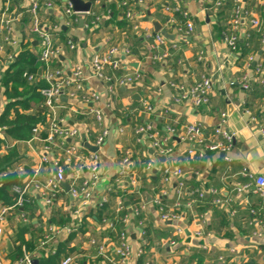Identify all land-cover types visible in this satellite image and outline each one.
I'll return each instance as SVG.
<instances>
[{
    "label": "crops",
    "instance_id": "obj_1",
    "mask_svg": "<svg viewBox=\"0 0 264 264\" xmlns=\"http://www.w3.org/2000/svg\"><path fill=\"white\" fill-rule=\"evenodd\" d=\"M50 1L54 8H42L40 16L51 30L57 27L56 43L60 28L68 30V36L74 37L75 43L81 45L77 51L67 49L64 59H60L62 67L67 68V73L81 67L83 73L89 76L92 54L104 53L114 46L128 48L132 54L136 51L128 61L139 63L138 69L143 72L141 81L131 87L119 89L115 110L107 108L105 103L99 105L108 118L111 134L102 149V179L97 189L98 194L106 193L114 185L121 162L129 154L132 160L130 173L136 176L139 184L128 194L136 192L140 201L144 198L148 203L143 213L145 227L139 228L140 231L145 230L146 235L143 238L139 236L137 220L133 222L131 229L135 254L140 246L144 250L141 258L133 257L132 264H264V237L257 238L254 235L259 229L257 220L264 218V200L256 192L255 181L243 175L244 170H248L255 176L264 177V136L260 132L264 130V0H243L239 5L241 21L236 28L233 25L238 6L235 0L230 14L223 10L217 13L228 0H224L220 6H216L220 0H142L133 9L134 20L130 22V27L123 28L118 23L123 20L124 16L121 14L117 22L109 24L106 20L103 27L94 33L86 32L80 22L78 29L67 27L63 11L70 3L67 0ZM26 2L27 0H9L2 7L9 8V16L14 21L15 34L21 46L31 42L34 47L29 48L30 52L38 53L40 45L35 40L31 41L21 26V23H27V17L30 18L26 12ZM111 4L118 8L120 6L119 0H100L93 11L102 5L103 15L109 13L112 16ZM162 4L188 12L195 26L194 32L184 38L179 36L175 31L176 25L170 23L173 19L178 20L177 14L164 11ZM148 12L162 24L164 31L175 36L174 41L169 40L163 48H149L152 44L150 37L155 34L152 25L145 22ZM13 13L15 16L12 19ZM85 19L88 21L89 18ZM254 19L262 23L261 31L251 25ZM215 28H223L226 33L221 34ZM227 35H235L241 42H250L251 53L241 57L242 54L232 51L225 42ZM166 49L170 52L169 57L163 61L153 59L166 52ZM8 52H11L10 48L4 53L0 52V58H4ZM133 71L135 69L128 67L124 73ZM243 76L249 78L250 89L247 91L241 86ZM203 78H211L214 84L209 104L194 108L187 102H175L177 93L170 87L171 82L191 87ZM86 86L98 92L104 90L103 84L96 79L87 81ZM135 95L141 101H134ZM145 104L150 111L144 108ZM32 114H36L35 110ZM223 114L227 115L225 129L236 134L232 149L226 155L218 152H206L203 158L189 155V146L178 138L182 128L189 123L198 122L212 133L221 124ZM73 118L79 120L81 117ZM140 125L152 126L167 140V145L173 148L174 153L166 157L165 162L158 160L160 155L151 148L144 136L136 134L135 130ZM169 128L175 130L174 136L168 134ZM120 129L124 132L119 133ZM28 141L30 139L25 143H12L9 146L0 140V152L7 154L6 148H16L19 156L26 160V165L32 168L39 164L41 153L40 147L30 146ZM226 158H230V162ZM148 164L153 165L151 173L145 171ZM170 167L182 168L186 174V191L182 195L177 191L178 180L164 182V171ZM53 174L52 167L44 165L40 179L45 182ZM242 184H249L251 189L237 196L235 189ZM192 190L195 191V200L188 198ZM212 191H216V194ZM64 193L65 196L60 198L56 207L63 212L69 209L72 202L66 188ZM201 193L206 197L205 202L204 197L199 198ZM157 195L165 197L164 205L168 210L179 214L180 221L173 224L162 222L158 208L152 202ZM119 199L115 201L114 218ZM216 199H220L222 204H214ZM36 200L40 211L41 199L36 196ZM122 201L124 205L125 202H130L125 198ZM199 203L206 209L204 215L199 214L196 208ZM252 211L256 214L253 215ZM52 213L53 210L50 216ZM199 216L206 219L204 226L199 225ZM87 224L92 231L77 235L72 247L79 248L80 251L75 254L79 255L84 264H103L101 259H96V251L88 242L91 238L100 242L106 240L113 250L117 245V230L102 228L103 224L95 221ZM176 226L183 227L185 235L176 236ZM12 232L9 224L3 244L5 252L7 239L11 240L15 251ZM186 232L191 234L189 242ZM196 232H202V237H195ZM29 237L28 235L27 238ZM64 239L66 238H60ZM172 240L177 242L175 247L170 245ZM13 253L6 252V264L15 263L9 258ZM36 259L39 263L38 257Z\"/></svg>",
    "mask_w": 264,
    "mask_h": 264
},
{
    "label": "built area",
    "instance_id": "obj_2",
    "mask_svg": "<svg viewBox=\"0 0 264 264\" xmlns=\"http://www.w3.org/2000/svg\"><path fill=\"white\" fill-rule=\"evenodd\" d=\"M84 1L87 2L89 0ZM242 1L235 0L238 5L233 20L235 28L241 21L239 5ZM142 2V0H138V4ZM223 2L224 0H220L216 6L222 5ZM3 3L8 4L9 0H0V52L4 53L7 48H10L11 52L6 53L4 58H0V117L8 103L2 87V77L4 75L2 73L16 61L21 52V42L16 37L14 21L10 19L9 8L2 7ZM99 4L100 0H92L91 9L87 13H77L69 4L63 11L65 25L70 29H75L76 24L83 19V29L86 32H97L103 27L107 19L103 14L98 15L93 11L94 7ZM120 6L128 8L125 18L129 22H133L134 12L129 2L124 1ZM25 8L30 15L31 21L28 24L21 23V26L23 31L30 36L31 41L35 40L40 45L38 62L43 66L41 78L47 84V87L39 90L43 98V102L38 109L42 120L33 128L32 136L30 141H28V145L40 147L41 159L38 165L30 168V173L24 165H17L14 168V171L22 179L11 186V191L17 197L15 205L12 207H0V264H6V252L3 244L9 225L8 216L16 209L23 210L27 202L26 197L29 194L34 198L37 196L41 199L40 213H42L46 231L41 246L60 240L61 237L67 238L71 234L80 235V227L84 223L93 221V218L90 217V212L108 202V194L105 192L98 194L97 191L102 179V149L111 134L108 118L99 105L105 103L107 108L116 109L119 89L131 87L141 81L143 77V72L139 69L132 73H124V70L128 68L125 60L132 58L133 54L128 48L115 46L104 53L97 52L92 54L90 59L91 74L89 76L83 73L81 67L74 68L70 74L67 73V68L65 67L54 68L53 62L60 61L61 57L65 56L67 49L77 51L81 48V45L76 44L72 40L67 43L66 48L58 46L56 43L55 30H57V27L51 30L40 16L42 8H54L52 1L27 0ZM162 9L166 12L179 14L182 17V21L177 19L170 21L171 24L174 23L176 25L175 31L179 36L184 38L194 32L195 26L188 12L179 7L172 8L170 5H162ZM85 18H89V21L87 22ZM251 25L258 31L262 30V23L258 19L252 20ZM150 39L152 41L149 47L151 50L163 48L169 43V40L161 34L154 35ZM262 39L264 40V32H262ZM225 42L232 51H236L238 38L235 35L226 36ZM166 50V52L155 56L153 59L155 61H163L169 57L170 52L168 49ZM24 78L29 83L38 80L35 74L29 72L24 73ZM91 79L101 82L104 90L98 92L88 88L86 82ZM249 83L248 76H243L241 86L244 90L250 89ZM170 87L177 93L176 103L187 102L194 108H199L209 104L214 84L211 78H203L191 87L172 82ZM64 98L66 102L63 101ZM144 108L150 111L148 105L145 104ZM35 112L37 113L36 110ZM73 116H80L81 118L78 120L73 118ZM226 117V114L221 116V124L212 133H209L207 128L198 122H192L184 126L178 138L189 146L187 153L189 155H198L200 158H203L206 152H218L226 155L232 149L236 138L235 133L225 129ZM253 121H255L254 118ZM5 131L6 128L0 126V140L3 142L7 141ZM123 132V129L119 130V133ZM135 132L141 137L144 136L145 140L151 144V148L158 155L168 157L174 153L173 148L167 145V140L152 126L140 125ZM260 132L264 136V130H260ZM174 133V129H168L170 136H174ZM25 142L23 141L22 143ZM85 143L98 148V151H90L85 147ZM226 160L230 162V158H226ZM44 165H50L54 170V174L48 180L42 182L40 178ZM131 165V156L126 154L115 178L116 186L125 193L133 191L139 184L136 176L130 173ZM152 169L153 165L148 164L145 171L151 173ZM8 173L9 171L2 176L4 177ZM164 174L165 183H172L173 180H178L177 191L179 195L186 191V174L182 168L170 167L164 171ZM243 175L255 181L256 192L264 200V177L255 176L248 170H244ZM64 183L70 185V190L67 191V194L72 199L68 209L72 211V223L63 227L48 225L47 222L53 208L57 207L58 201L61 200L59 195L65 191ZM250 189L251 186L249 184H242L236 187L235 192L238 196L248 192ZM110 190L111 188H108L106 192ZM212 192L216 194V191ZM203 196L204 193L199 194V198L202 199ZM152 202L158 208L162 222L173 224L181 220L179 214L167 209L163 203L162 195H157ZM214 204L221 205L222 202L220 199H216ZM178 205L180 206V204ZM147 206L148 203L142 198L135 209L130 207V211L125 213L126 206L122 199H119L115 219L106 218L103 220L102 225V228H108L111 231H116L119 224L122 226V229L117 234V245L111 250L106 240L100 242L91 238L88 244L95 249L96 259H101L104 262L103 264H132L134 256L141 258L144 255V250L141 246L135 254L131 229L135 220H137L138 229H144L145 219L143 218V213L146 211ZM189 206L191 207L192 205L189 204ZM252 214L255 215L256 213L252 211ZM21 218L24 223L28 222V217L25 214H22ZM197 221L200 226H204L207 223L203 216H199ZM256 225L259 229L254 235L257 238H263L264 218L257 220ZM145 235L146 231H140L139 229V236L143 238ZM175 235H185L184 228L176 226ZM202 235V232L195 233V237L198 238L202 237ZM170 245L175 247L177 242L172 240ZM79 259V255L74 254L64 258L60 264H79ZM34 260H37L35 256L25 252L24 256L14 264H33Z\"/></svg>",
    "mask_w": 264,
    "mask_h": 264
},
{
    "label": "trees",
    "instance_id": "obj_3",
    "mask_svg": "<svg viewBox=\"0 0 264 264\" xmlns=\"http://www.w3.org/2000/svg\"><path fill=\"white\" fill-rule=\"evenodd\" d=\"M124 1L129 2L132 10L139 5L138 0H119L120 4ZM224 4L223 7L219 8L217 13L223 10L230 14L233 8V0H228V2L225 5ZM102 8L103 6L100 5L96 8L97 12H95L97 14L102 13ZM111 9L113 13L112 16L109 13L106 14V16L104 15L109 24L117 22L118 17L122 14V16H124L123 20L118 23L121 24V27L123 28L130 27V22L125 18L128 10L127 7L119 6L118 8L117 6H113ZM177 16L178 20L182 21V17L178 14ZM25 21L30 23L31 18L27 17ZM78 24L79 23L76 24L75 29L79 28ZM67 31H63L59 28V31L57 32L58 46H64L66 48L67 43L72 39L74 40V37L68 36ZM215 31H218L221 34L222 32L223 34L226 33V30L223 28H215ZM136 38L138 37L136 36ZM250 38H252V35H250ZM249 43L250 42H241L240 40L237 42L236 51L242 54L241 57H245L251 53ZM30 47H34V44L31 42L25 46H21L22 51L18 58L4 72L2 77L4 96L8 100V103L0 117V126L6 128L5 134L7 142L5 143H8L9 146L12 143H22L23 141L30 139L33 128L42 120V116L38 109L40 104L43 102V98L39 90L43 87H47V84L41 78V75H39V71L42 70L43 66L38 62V53L30 52ZM133 54H136V51H133ZM62 66L63 63L61 61L53 62L54 68L60 69ZM25 72L35 74V76L38 77V80L36 82L29 83L24 78ZM34 110L37 111L35 115L32 114V111ZM1 147L2 145L0 144V149ZM6 150L7 154H1L0 152V207H12L16 203L17 197L16 194L11 191V186L13 183L21 181L22 178L14 171L15 166L24 165L26 166V169H28V172H31L30 168L25 165L26 160L19 156L16 148L9 147L6 148ZM8 171L9 173L3 177L2 175ZM110 188L111 190L106 192L108 194V202L90 212V217L93 218V221L100 225L103 224V220L106 218L115 219V201L117 199L120 198L124 200L125 198L130 201L129 207L132 209H135L140 203V198L135 194L136 192L133 195H129L119 189L115 183ZM189 193L191 196L188 198L195 200V191L192 190ZM61 195L65 196V193H61L59 195L60 198L62 197ZM203 197L205 202V195ZM164 199L165 197H163V200ZM26 201L27 202L25 203L23 210L16 209L11 212L10 216H8V222L13 230L11 239L15 245V251L12 256H9V258L16 262L24 256L25 252H29L36 258L38 257V264H60L64 258L74 255L76 252L80 251L79 248L76 249L72 247V242L77 237L76 233L69 235L64 240H55L46 246H41V242L44 240V236L46 234L42 213H39L40 211L37 200L31 196V194L26 197ZM196 208L199 211V214L204 215L206 210L205 207L201 206L199 203ZM129 211L130 209L125 207V213ZM22 214H25L28 217L27 223L23 222L21 218ZM72 220L73 216L71 210L63 212L59 208L55 207L53 208V213L49 217L47 224L63 227L71 224ZM88 227V224L84 223L79 229L80 233L85 234L87 231H92ZM121 229L122 226L120 224L117 225V234ZM28 235L30 236L29 238H27ZM53 252L54 254H52ZM78 263L84 264V261L79 259Z\"/></svg>",
    "mask_w": 264,
    "mask_h": 264
},
{
    "label": "water",
    "instance_id": "obj_4",
    "mask_svg": "<svg viewBox=\"0 0 264 264\" xmlns=\"http://www.w3.org/2000/svg\"><path fill=\"white\" fill-rule=\"evenodd\" d=\"M67 1L71 4V6L73 7V10L75 12H77V13H87L91 9L92 0H89L87 2H85L83 0H67ZM14 16H15V14L13 13L11 15V18L13 19ZM242 17H244V14H242ZM145 22L150 23L152 25L153 33L155 35L161 34L166 39H168L170 41H174L175 36H173L171 34H168L166 31H164L162 24L158 20H156L155 18H153L151 16V12H148L147 13V17L145 19ZM80 23H81L80 25L83 26L84 25V20L81 19ZM63 59L64 58L61 57V60H63ZM125 64L128 67L133 68L135 70L138 69V67H139V63H137V62H131V61H128V60H125ZM39 73H40V71H39ZM133 100L134 101H141V98H139V96H136L135 95V96H133ZM63 101L66 102V99L64 98ZM85 147L88 148L92 152H97L98 151V148L93 147V146L89 145L88 143H85ZM152 152H154V151H152ZM158 160L161 161V162H165L166 161V157L159 156L158 157ZM63 185H64V187L66 188L67 191L70 190V185L68 183H64ZM129 204H130L129 202H125V206H129ZM132 236H134V234H132ZM186 236L188 237V242H189L190 241L191 234L189 232H186ZM6 243H7V247H6L7 254H12L14 252V246H13L11 240H8L7 239L6 240ZM33 264H38V261L37 260H34L33 261Z\"/></svg>",
    "mask_w": 264,
    "mask_h": 264
}]
</instances>
